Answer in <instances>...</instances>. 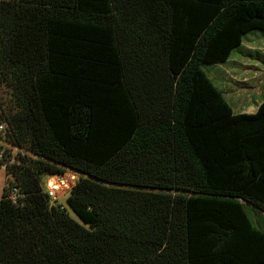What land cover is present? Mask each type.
Returning a JSON list of instances; mask_svg holds the SVG:
<instances>
[{"label": "trees", "instance_id": "obj_1", "mask_svg": "<svg viewBox=\"0 0 264 264\" xmlns=\"http://www.w3.org/2000/svg\"><path fill=\"white\" fill-rule=\"evenodd\" d=\"M254 30L264 0H0V104L26 153L0 264H264L245 213L264 214V94L234 114L202 70ZM65 170L50 209L42 177Z\"/></svg>", "mask_w": 264, "mask_h": 264}, {"label": "rangeland", "instance_id": "obj_2", "mask_svg": "<svg viewBox=\"0 0 264 264\" xmlns=\"http://www.w3.org/2000/svg\"><path fill=\"white\" fill-rule=\"evenodd\" d=\"M202 70L234 112L239 108L258 107L264 94V32L254 30L244 35L242 46L236 48L225 63L204 66ZM49 176L42 177V187ZM8 179V173L0 167V200ZM68 196L61 199L64 206ZM245 213L251 225L264 232V214L248 206H245ZM70 217L78 222L72 213Z\"/></svg>", "mask_w": 264, "mask_h": 264}, {"label": "built area", "instance_id": "obj_3", "mask_svg": "<svg viewBox=\"0 0 264 264\" xmlns=\"http://www.w3.org/2000/svg\"><path fill=\"white\" fill-rule=\"evenodd\" d=\"M3 105L0 104V167L5 171L13 166H24L25 151L13 147L9 142L10 127L2 114ZM44 177V176H43ZM79 175L73 171L65 170L62 174L49 176L43 187V193L47 196L50 209L64 210L61 199L70 193L79 179ZM20 198L18 189L10 188L7 199L12 204H17Z\"/></svg>", "mask_w": 264, "mask_h": 264}, {"label": "crops", "instance_id": "obj_4", "mask_svg": "<svg viewBox=\"0 0 264 264\" xmlns=\"http://www.w3.org/2000/svg\"><path fill=\"white\" fill-rule=\"evenodd\" d=\"M245 50V49H244ZM245 53V52H243ZM218 65V64H216ZM208 66H214V65H208ZM206 67V66H205ZM208 77V76H207ZM209 78V77H208ZM210 79V78H209ZM211 80V79H210ZM212 82V81H211ZM227 102V101H226ZM229 105V104H228ZM230 106V105H229ZM231 108V106H230ZM232 109V108H231ZM257 110V107L254 108V107H247L246 109H243V108H239V110H237V112H234V110L232 109V112L234 114H254Z\"/></svg>", "mask_w": 264, "mask_h": 264}]
</instances>
